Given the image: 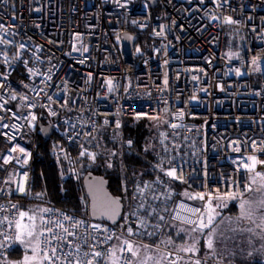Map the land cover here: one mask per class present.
I'll list each match as a JSON object with an SVG mask.
<instances>
[{"label": "built area", "instance_id": "2783aa9c", "mask_svg": "<svg viewBox=\"0 0 264 264\" xmlns=\"http://www.w3.org/2000/svg\"><path fill=\"white\" fill-rule=\"evenodd\" d=\"M226 25L246 32L239 58L223 55ZM130 29L146 30L151 42L132 62L120 42ZM256 58L264 59V0H0V167L11 170L0 173V257L16 245L40 118L52 124L67 175L82 180L80 161L94 156L85 141L98 127L118 130L127 146L123 119L150 116L159 121L158 172L131 183L117 224L40 203V264H108L118 243V264H132L125 241L176 261L177 250L152 239L162 221L206 222L213 201H240L251 192L248 175H264V164L244 166L251 156L264 161V65L254 79ZM172 169L182 178L165 174ZM197 194L203 199L190 198Z\"/></svg>", "mask_w": 264, "mask_h": 264}, {"label": "trees", "instance_id": "16d2710c", "mask_svg": "<svg viewBox=\"0 0 264 264\" xmlns=\"http://www.w3.org/2000/svg\"><path fill=\"white\" fill-rule=\"evenodd\" d=\"M132 32L137 36V43L133 49L134 55L141 58L150 52V37L146 30L142 34L133 30ZM156 124L157 120L149 116L125 117L121 133L122 138L131 141V144L127 146H122L118 130L98 127L85 141V146L93 153L94 158L87 160L88 163L81 164L83 173L91 171L106 178L111 193L120 196L124 204L128 186L132 182L154 176L159 170L155 138ZM57 144L55 136L44 139L37 135L29 196L22 203L31 200L39 204L52 203L70 211L85 214L88 212V201L82 187V180H74L67 175V156L64 153L54 152ZM5 172H11V170L1 166L2 177ZM238 205L237 202H230L228 207L222 210L237 213ZM174 223L170 219L162 221L159 232L152 237L153 241L163 245L166 242L167 247L170 242L184 243L188 233L180 231L181 229ZM201 234L199 233L197 237L199 238L198 246H200ZM198 249L201 254V249ZM20 253V247L17 244L14 252L5 257L18 258Z\"/></svg>", "mask_w": 264, "mask_h": 264}, {"label": "rangeland", "instance_id": "374dc122", "mask_svg": "<svg viewBox=\"0 0 264 264\" xmlns=\"http://www.w3.org/2000/svg\"><path fill=\"white\" fill-rule=\"evenodd\" d=\"M155 12H161V8L156 7ZM225 32L226 42L223 48V55L228 59L239 58L244 55L247 49V35L244 29L238 26L226 25ZM263 65V58H256L251 62V74L254 79L258 77L259 68ZM166 119L167 117L164 116L161 122H165ZM39 121L43 123L41 118ZM157 125H159L158 120L156 127ZM83 162L88 163L86 158L80 161V165ZM261 177H264V175H248V184L251 186V192L237 202L239 204L237 213L222 210L227 208L232 201H213L210 204L216 213L213 219L215 226L211 224L203 231L192 232V228L195 225L180 222L174 223L178 228L184 229V232L188 233L184 243H169L170 248L177 250L181 254L178 257L179 260H176V264H195L197 260L200 261V264H213V262L224 264L223 262L229 261L231 264H254L252 260L254 255H264V206L261 204L264 201V179H261ZM242 202H247L244 208L241 207ZM22 212L26 213V215L23 217L20 215L17 222L22 227L18 228L16 224L15 228L17 244L21 251L20 256L11 259L0 257V264H24L25 257L30 258V264H40L39 248L36 247V241L39 238L40 204L34 200L22 203L20 213ZM33 225L35 226L34 230ZM30 230L33 231L32 236L27 235ZM199 233H202V238L204 236L200 250L201 254L198 252L200 246L197 245ZM210 233L213 237L212 249L207 247V239ZM193 241H195V252L181 251L182 248L192 245ZM138 245L141 247L136 248ZM166 245L167 243L165 242L163 246ZM118 246L113 249L115 257H113L112 253L107 259L108 264H113V259H119L120 250ZM34 248L36 249L35 251H33ZM135 248L136 256L133 264H172L167 261L166 254L162 249L134 243L133 250ZM13 252L14 250L6 255ZM217 259L223 262H219Z\"/></svg>", "mask_w": 264, "mask_h": 264}, {"label": "water", "instance_id": "95a60500", "mask_svg": "<svg viewBox=\"0 0 264 264\" xmlns=\"http://www.w3.org/2000/svg\"><path fill=\"white\" fill-rule=\"evenodd\" d=\"M152 7L157 5V0H147ZM137 36L124 31L120 34L121 51L126 61L134 59L133 49ZM38 134L49 139L52 135V124L38 122ZM82 187L88 201V214L92 219L101 220L110 224H117L123 211V202L120 196L113 195L108 188V181L101 175L87 172L82 179Z\"/></svg>", "mask_w": 264, "mask_h": 264}, {"label": "snow or ice", "instance_id": "6c2138e0", "mask_svg": "<svg viewBox=\"0 0 264 264\" xmlns=\"http://www.w3.org/2000/svg\"><path fill=\"white\" fill-rule=\"evenodd\" d=\"M226 22H228V23H234V21H232L231 18H227L226 19ZM21 47H23V45H21ZM28 71L29 72H32L33 70L32 69H28ZM0 86H2V85H0ZM12 98L15 99L16 98L15 95H13ZM35 119H36V117L35 116H32V120H35ZM173 127H175V126H173ZM128 143L131 144V141H129ZM19 150L21 152L24 151L22 148L19 149ZM85 154H86L85 152H81V155H85ZM93 158H94V156H93ZM249 159L251 160V164H245L244 166L247 167V168H249L250 170L251 169H254L257 163L264 164V161L257 160L255 156H251V157H249ZM5 162H7V161H5ZM158 167H160V166L158 165ZM165 174L167 176H169V177L174 178V179H181L182 178V177H180V176L177 175L175 169L166 171ZM257 176H260V173H257ZM261 179H264V177H261ZM20 191H24V189L21 187ZM231 195L232 194H229V198H231ZM190 198H200V199H203V195L202 194H197V197H190ZM246 203L247 202H242L241 207L244 208V206H245ZM261 204H262V206H264V201H262ZM141 207H143V205H141ZM180 207L183 208V205H180ZM45 211H47V209H45ZM189 211H192L195 214V213H198L199 212V209H190ZM20 215H21V217H23V216L26 215V213H23L22 212V213H20ZM215 215H216L215 210L212 209L211 206H209V214L207 216L206 222H205V218L203 216H201L198 220L185 219L184 222L187 223V224L195 225V227L192 228V232L203 231L205 228H208L209 225L212 224ZM65 219H67V217H65ZM159 219L160 220H163L164 217L163 216H160ZM174 219H180L179 214H177V216L174 217ZM17 227L20 228L22 226L20 224H17ZM23 227H27V226H23ZM32 227H33V230H34V227L35 226L33 225ZM127 231H128L129 234H131L133 230H132L131 227H128ZM180 231H184V229H181ZM64 232L67 233L68 232V229H64ZM27 235L28 236H32L33 235V231L32 230L28 231ZM69 235H71V233H69ZM149 235H151V233H149ZM54 238L55 239H63V237H54ZM108 239H111V236H109ZM69 243H71V242L69 241ZM124 243L127 245V251L128 252H131L132 255L135 256L136 255V252L133 250V246L131 244H129L127 241H125ZM39 244H40V242H39V239L37 238L36 247H39ZM207 247L209 249H212L213 248V237H212V234L211 233L208 235ZM35 250L36 249L34 248L33 251H35ZM121 250H123V249H121ZM51 251H52V254L55 255L56 249L55 248H52ZM181 251H184V252H195L196 251L195 241H193V244L192 245L182 248ZM94 255L95 256H101L102 254L100 252H95ZM113 257H115V251H113ZM44 259H51V257L45 255ZM57 259H59V257H57ZM24 264H30V258L25 257ZM78 264H79V262H78ZM88 264H92V262L91 261H88ZM113 264H118V260L117 259H113ZM172 264H176V261H172ZM195 264H200V261L197 260L195 262Z\"/></svg>", "mask_w": 264, "mask_h": 264}, {"label": "crops", "instance_id": "0c3cea01", "mask_svg": "<svg viewBox=\"0 0 264 264\" xmlns=\"http://www.w3.org/2000/svg\"><path fill=\"white\" fill-rule=\"evenodd\" d=\"M264 210V209H263ZM212 225L213 226H215V221L214 222H212ZM203 239H204V236H203V238H202V236H201V238H200V249H201V247H202V242H203ZM137 247H141L140 245H138V246H136V248ZM136 248H135V252H136ZM136 256V255H135ZM135 256H132V264L134 263V258H135ZM183 256V255H182ZM262 256V257H261ZM260 257V258H259ZM214 259V258H213ZM179 260V259H178ZM215 260H216V258H215ZM252 260L254 261V264H264V255H254L253 257H252ZM217 261H219L218 259H217ZM219 262H223V261H219ZM224 264H231V262L229 261V262H223ZM213 264H218V263H214L213 262Z\"/></svg>", "mask_w": 264, "mask_h": 264}, {"label": "bare ground", "instance_id": "6f19581e", "mask_svg": "<svg viewBox=\"0 0 264 264\" xmlns=\"http://www.w3.org/2000/svg\"><path fill=\"white\" fill-rule=\"evenodd\" d=\"M134 31V30H133ZM128 32H130V33H132V34H134V35H136L134 32H132V30L130 29ZM225 37H226V34H225ZM224 42H225V39H224ZM136 43H137V41H136ZM124 120V119H123ZM89 153L87 152L86 153V155H88ZM68 169V168H67ZM131 187V184L128 186V189ZM128 191V190H127ZM174 222H177V221H174ZM17 243H18V240L16 239V245H17Z\"/></svg>", "mask_w": 264, "mask_h": 264}]
</instances>
